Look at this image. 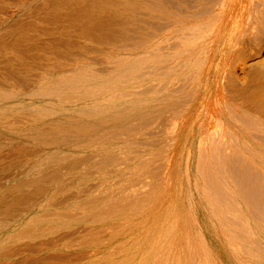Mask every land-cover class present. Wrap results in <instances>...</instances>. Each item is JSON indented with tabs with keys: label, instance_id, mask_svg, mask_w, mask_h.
<instances>
[{
	"label": "bare ground",
	"instance_id": "6f19581e",
	"mask_svg": "<svg viewBox=\"0 0 264 264\" xmlns=\"http://www.w3.org/2000/svg\"><path fill=\"white\" fill-rule=\"evenodd\" d=\"M262 200L264 0H0V264H240Z\"/></svg>",
	"mask_w": 264,
	"mask_h": 264
},
{
	"label": "rangeland",
	"instance_id": "374dc122",
	"mask_svg": "<svg viewBox=\"0 0 264 264\" xmlns=\"http://www.w3.org/2000/svg\"><path fill=\"white\" fill-rule=\"evenodd\" d=\"M137 140H141V138L140 137H138V138H136ZM139 140V141H140ZM183 162H184V160H183ZM23 176H25V173H22V175H20V176H16V178H11L10 179V183L11 182H14V181H16V180H18V179H20V178H22ZM262 203L264 204V200H262ZM261 209H263L264 210V208L262 207ZM261 212H263V213H260L259 212V217L260 218H258V221H259V219H260V221L262 222V224H264L263 223V221H264V211H262L261 210ZM261 215H262V217H261ZM263 218V219H262ZM197 226V225H196ZM264 226V225H263ZM198 227V226H197ZM259 227H260V230H259ZM258 227V231H257V236H256V238H257V246H258V248L260 249V251H259V255H258V257H253L251 260H249V261H247L246 259H244L242 256H241V261H240V264H264V249L262 250V248H264V228H262L261 226H259ZM194 228V230L195 229H197L195 226L193 227ZM258 243L260 244V245H258ZM209 244H211V240H210V242H209ZM224 259H225V264H233L232 263V261H234L233 259H232V257L231 256H229L226 252H224ZM258 260V261H257ZM261 260V261H260Z\"/></svg>",
	"mask_w": 264,
	"mask_h": 264
}]
</instances>
